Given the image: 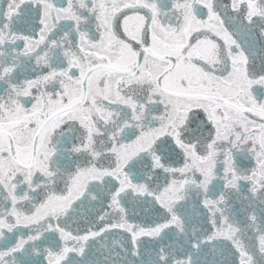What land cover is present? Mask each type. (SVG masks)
<instances>
[{"label":"snow or ice","instance_id":"obj_1","mask_svg":"<svg viewBox=\"0 0 264 264\" xmlns=\"http://www.w3.org/2000/svg\"><path fill=\"white\" fill-rule=\"evenodd\" d=\"M0 264H264V0H0Z\"/></svg>","mask_w":264,"mask_h":264}]
</instances>
